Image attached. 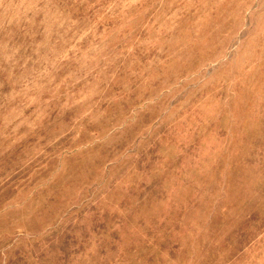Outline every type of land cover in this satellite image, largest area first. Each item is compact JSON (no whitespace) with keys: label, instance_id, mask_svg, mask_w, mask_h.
<instances>
[{"label":"rangeland","instance_id":"obj_1","mask_svg":"<svg viewBox=\"0 0 264 264\" xmlns=\"http://www.w3.org/2000/svg\"><path fill=\"white\" fill-rule=\"evenodd\" d=\"M0 264H264V0H0Z\"/></svg>","mask_w":264,"mask_h":264}]
</instances>
